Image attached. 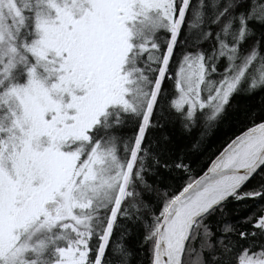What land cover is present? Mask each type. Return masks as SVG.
I'll return each instance as SVG.
<instances>
[{"label":"snow or ice","instance_id":"6c2138e0","mask_svg":"<svg viewBox=\"0 0 264 264\" xmlns=\"http://www.w3.org/2000/svg\"><path fill=\"white\" fill-rule=\"evenodd\" d=\"M0 264H264V0H0Z\"/></svg>","mask_w":264,"mask_h":264},{"label":"trees","instance_id":"16d2710c","mask_svg":"<svg viewBox=\"0 0 264 264\" xmlns=\"http://www.w3.org/2000/svg\"><path fill=\"white\" fill-rule=\"evenodd\" d=\"M175 67V65H173ZM167 83V81H166ZM256 100H259V97H256ZM249 103H252L251 101ZM239 126V125H237ZM234 130V129H233ZM198 135V131L194 130L192 137L189 139L181 138L178 132L174 133V142L178 144L179 147L183 148L186 152L190 153V159L194 161V167L197 169L199 174V169L204 165L210 163L208 159L211 156L212 151L220 144L221 140L224 138L223 130H217L215 132H210L208 138L204 144V150L198 151L196 149H191L190 144L195 141L196 136ZM206 170V168H205ZM250 205L253 202H249Z\"/></svg>","mask_w":264,"mask_h":264}]
</instances>
